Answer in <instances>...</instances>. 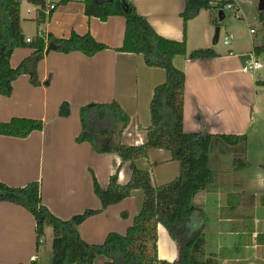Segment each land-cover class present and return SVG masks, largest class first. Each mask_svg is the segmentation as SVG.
Listing matches in <instances>:
<instances>
[{
    "label": "crops",
    "instance_id": "obj_1",
    "mask_svg": "<svg viewBox=\"0 0 264 264\" xmlns=\"http://www.w3.org/2000/svg\"><path fill=\"white\" fill-rule=\"evenodd\" d=\"M234 2L239 15L259 27L250 26L254 32L249 30L248 39L244 38L251 45L243 49L235 44L221 51L215 46L217 41L210 42L209 25L196 35L192 27L189 30L188 21L184 26L180 13L185 0H132L136 12L160 36L178 41L185 38L188 52L203 47L217 54L199 59L177 55L172 59L185 74L182 128L188 133L245 134L246 165L236 170L232 164L216 161L217 189L197 192L192 202L204 218L205 256L217 264H264V244L255 241L257 233H264V79L259 70L256 76L244 70L246 54L263 41L264 34L258 22L257 0ZM50 4L55 8L50 10ZM44 13L45 19L38 24L36 5L26 14L19 8L25 39L33 40L39 30L42 37L51 34L56 38H67L72 32L88 33L107 48L86 56L79 51L47 50V44L43 57L35 62L36 78L22 74L12 82L10 96L0 95V122L12 118L42 121L41 130L24 138L0 135V182L21 187L37 181L42 204L56 217L69 219L86 209L101 208L93 191V177L106 188L111 175L116 173L117 182L125 184L132 172L117 154L97 153L88 142L75 141L81 131L80 108L115 101L129 116L120 141L125 145L144 143L151 123L153 89L165 81V72L147 66L141 54L116 50L124 35L122 16L106 20L88 17L84 0H46ZM25 20L34 24L32 30L25 26ZM229 44L230 40L226 46ZM32 56L28 45L18 47L10 65L16 68ZM63 102L69 106L66 117L58 114ZM136 166L151 171L157 185L168 183L179 172L178 162L163 149H150ZM142 201V191L134 190L119 203L86 218L78 226L80 237L89 244H101L109 232L124 234ZM156 234L159 263L171 264L178 256L177 244L162 224L157 225ZM41 240L38 244L29 211L0 201V264H49L51 227H45ZM106 261L98 256L94 264Z\"/></svg>",
    "mask_w": 264,
    "mask_h": 264
},
{
    "label": "trees",
    "instance_id": "obj_2",
    "mask_svg": "<svg viewBox=\"0 0 264 264\" xmlns=\"http://www.w3.org/2000/svg\"><path fill=\"white\" fill-rule=\"evenodd\" d=\"M38 7V24L45 19L46 0H26ZM215 1V3H213ZM20 0H0V95L10 96L12 82L27 73L23 63L13 68L10 58L14 49L28 45L33 49L36 61L43 57L46 45L51 50L70 53L79 51L92 56L107 48L90 34L72 32L67 38L36 36L28 44L20 27ZM231 0H185L180 17L185 23L201 9L217 12ZM236 8L234 13H237ZM86 16L106 20L109 16L125 19L122 44L117 51L141 54L147 66L158 67L165 72V81L154 87L149 104L151 123L147 128L146 141L137 145H125L120 141L122 131L129 122L128 114L115 101L88 103L80 108L81 131L77 143L88 142L97 153H115L121 164L128 163L131 176L125 184L117 182L116 173L109 177L106 188L100 187L93 178V191L101 203L100 209H86L69 219H60L42 204L40 185L31 181L21 187L0 182V201L17 204L34 217L37 243L44 235L45 227L52 229L49 264H94L98 256L107 258L106 264H159L156 257V228L162 224L175 240L178 256L171 264H217L204 253V218L201 209L192 199L199 191L213 192L215 162L235 166L242 170L246 165L245 134L188 133L182 128L185 74L177 69L174 56L189 59L215 57L211 48L187 51L186 40H172L157 34L149 22L139 15L132 0H84ZM258 21L264 31V10H258ZM211 22L218 26L217 18ZM255 55L264 53L263 41L255 45ZM36 74L30 75L33 78ZM38 81L35 80L34 84ZM59 116L69 115L68 103L59 106ZM42 129V121L30 118H12L0 122V135L24 138L34 130ZM150 149L170 152L179 164L178 175L165 184L157 185L149 170L139 169L136 161L148 156ZM139 189L143 201L132 224L124 234L109 232L101 244H89L79 234L78 226L86 218L107 206L119 203ZM256 243L264 244V233L256 234ZM30 264H36L31 262Z\"/></svg>",
    "mask_w": 264,
    "mask_h": 264
},
{
    "label": "rangeland",
    "instance_id": "obj_3",
    "mask_svg": "<svg viewBox=\"0 0 264 264\" xmlns=\"http://www.w3.org/2000/svg\"><path fill=\"white\" fill-rule=\"evenodd\" d=\"M20 11L22 14H26L28 8L34 9V4L27 2L26 0H20ZM258 3V1H257ZM257 10V9H256ZM258 13V12H257ZM224 18L219 21L218 13L211 11L209 9H201L196 16L188 20L187 26L189 30L191 27L193 28V32L198 34V32L202 31V27L209 25L208 36L210 42H213L215 29L218 27V38L216 45L221 51H225L233 45H238V47L245 48L249 43L251 45V41L248 39L250 26L255 25V23H248L246 17L242 18L239 13H234V10H225ZM217 18L219 25L215 26L211 20L213 18ZM25 20V26H27L30 30L33 29L34 24L29 20ZM259 22V21H258ZM256 29L259 27L258 24L255 25ZM264 34V31L262 32ZM232 35V40L230 39V44L228 46L223 45V39L225 36ZM201 36V35H200ZM254 37V35H252ZM246 38V39H244ZM203 48V47H202ZM263 63V68L259 70V74L264 79V53L260 54V58H258ZM95 178V177H93Z\"/></svg>",
    "mask_w": 264,
    "mask_h": 264
},
{
    "label": "built area",
    "instance_id": "obj_4",
    "mask_svg": "<svg viewBox=\"0 0 264 264\" xmlns=\"http://www.w3.org/2000/svg\"><path fill=\"white\" fill-rule=\"evenodd\" d=\"M213 3H215V1H213ZM48 8L54 9L55 5L54 4H50L48 6ZM225 10H236V4L234 2V0H231V2L227 3L225 5ZM254 29H250V33H253ZM38 36L42 35V32L39 30L37 32ZM232 35L230 34L229 36H225L223 39V42L225 45H227L229 43V40L231 39ZM25 42L29 43L31 42V38H26ZM248 56V58L245 60V67L244 70L251 72L252 74H254V76H256L258 70H260L263 67V63L258 59V57H256V55L254 54V52H250L248 54H246ZM42 240L41 238L39 239V243H41ZM159 264H164V263H159Z\"/></svg>",
    "mask_w": 264,
    "mask_h": 264
},
{
    "label": "water",
    "instance_id": "obj_5",
    "mask_svg": "<svg viewBox=\"0 0 264 264\" xmlns=\"http://www.w3.org/2000/svg\"><path fill=\"white\" fill-rule=\"evenodd\" d=\"M258 3H257V9L259 11H262L264 10V0H257ZM223 13L222 10H219L218 11V20L221 21L223 19V16H221V14ZM218 31H219V28L217 27L215 29V34H214V41H217V38H218ZM54 46L53 44H49L47 50H50L52 49ZM36 59L37 57L36 56H32L30 57L29 59H27L24 63H23V66L24 68L26 69V72L29 74V75H34L35 74V62H36ZM33 79H35V76L33 77Z\"/></svg>",
    "mask_w": 264,
    "mask_h": 264
}]
</instances>
